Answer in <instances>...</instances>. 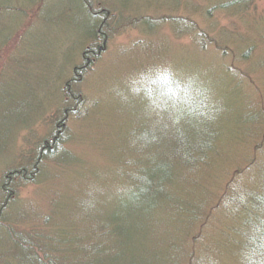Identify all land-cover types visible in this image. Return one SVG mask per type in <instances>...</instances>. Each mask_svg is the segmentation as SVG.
<instances>
[{"label":"rangeland","instance_id":"obj_1","mask_svg":"<svg viewBox=\"0 0 264 264\" xmlns=\"http://www.w3.org/2000/svg\"><path fill=\"white\" fill-rule=\"evenodd\" d=\"M99 11L108 16L101 27L106 38L95 43L90 33L100 24L93 20ZM87 48L93 53L85 65ZM71 80L69 92L84 101L75 112L67 100ZM187 81L190 92L210 88L209 111L183 112L192 94L185 98L175 88L187 90ZM243 108L258 118L264 111V0H0V264H38L9 230L16 239L50 243L53 228L63 230L78 217L79 236H96L80 215L104 214L134 174L109 155L135 149L145 133L165 134L159 129L165 123L175 120L179 131L187 113L193 120L205 112L211 121L218 116L227 131ZM58 131L56 155L40 159L33 180L9 182V172L34 162ZM248 143L214 161L218 166L200 186L217 196L233 184L241 192L253 188L251 171L233 176V161L249 157ZM231 152L235 159L226 163ZM219 206L194 224L199 241L190 248L188 238L185 251L202 264L253 262L239 243L236 212Z\"/></svg>","mask_w":264,"mask_h":264},{"label":"trees","instance_id":"obj_2","mask_svg":"<svg viewBox=\"0 0 264 264\" xmlns=\"http://www.w3.org/2000/svg\"><path fill=\"white\" fill-rule=\"evenodd\" d=\"M95 15L93 20L99 18L100 24L98 23V28L96 31L93 29L90 35L92 34L91 38L94 35V42L97 43L102 35L104 40L106 38V30H103L108 16L100 11ZM92 53L93 50L85 49V65ZM85 65L75 68L76 75L85 71ZM157 80L159 83L164 82L162 78ZM72 82L74 81L66 84V91L67 100L73 103L75 112L84 101L80 93L69 92ZM167 82L176 84L169 79ZM187 83V90L179 86L175 88V91L183 92L185 98L189 93L192 94L186 101L183 112H188L189 107L209 111L204 95L209 94L210 88L200 85L190 92L191 81ZM162 93L166 97H173L170 95L172 92L167 89ZM216 96L213 92V97ZM243 109L238 118L231 121L232 126L227 131L226 122H222L218 116L211 121L207 119L208 112H205L200 114L198 120H193L191 114L187 113L179 131H176L175 120L172 125L165 123L159 128L165 134L145 133L138 139L135 149L122 152L118 158L116 154L114 158L109 155L110 160L121 159L134 174L126 181L129 187L126 185V189L117 191L119 198L115 203V197L109 201L108 210L104 214L100 212L97 215L89 213L82 216L81 211H76L83 218L85 228L89 225L92 235L96 236H79L78 227L82 226H78V217L72 218L63 230L53 228L50 243L38 242L28 236L25 238L23 234L20 239H16L11 230L8 233L15 243L37 258L38 264H202L194 261L195 252L192 253L189 249L185 251L183 244L190 238V248L195 246L199 241V230L197 231L194 224L202 223L222 204L228 209V213L236 212L235 217L239 220L237 225L241 227L236 232H242L239 243L244 254H248V258L253 260L252 263L246 260L247 264H264V111L258 118V114ZM237 131H240L238 135ZM58 134L59 131L49 141L44 142L42 148H39V157L34 162L30 161L25 167L12 169L8 175L9 182L16 179L31 182L37 175V164L46 156L56 155V150L61 145ZM247 141L250 142L247 144L249 157L233 161V176L237 178V173L244 169L251 171V175H255L254 179H257L253 188L241 192L233 184L226 190L221 189L217 196L200 186L199 183H202L210 170L214 171L218 166L213 164L214 161L222 157L224 161L226 151L228 153L233 145L241 146L240 143ZM149 154L151 156L147 165L145 160ZM227 155L230 158L226 163L231 161L232 152ZM130 157L134 159H129ZM232 159H235V155ZM223 161L220 162L221 165L224 164ZM135 171L139 174L138 178H135ZM218 173L217 170L215 175ZM130 187H133L132 192L127 191ZM215 198L216 202L213 203ZM217 202H220L219 205ZM214 205L218 207L215 208ZM79 207L83 208V205ZM37 251L41 254V260Z\"/></svg>","mask_w":264,"mask_h":264}]
</instances>
